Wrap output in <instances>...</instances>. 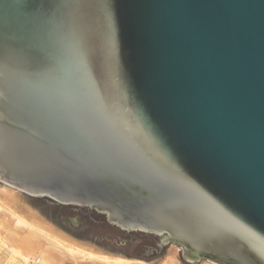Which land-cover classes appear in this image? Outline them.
<instances>
[{
	"label": "water",
	"instance_id": "1",
	"mask_svg": "<svg viewBox=\"0 0 264 264\" xmlns=\"http://www.w3.org/2000/svg\"><path fill=\"white\" fill-rule=\"evenodd\" d=\"M0 179L264 264V0H0Z\"/></svg>",
	"mask_w": 264,
	"mask_h": 264
},
{
	"label": "bare ground",
	"instance_id": "2",
	"mask_svg": "<svg viewBox=\"0 0 264 264\" xmlns=\"http://www.w3.org/2000/svg\"><path fill=\"white\" fill-rule=\"evenodd\" d=\"M0 244L12 252L14 260L22 263L156 264L104 252L75 239L46 219L22 193L2 185H0ZM176 253V248H171L159 264H182Z\"/></svg>",
	"mask_w": 264,
	"mask_h": 264
},
{
	"label": "rangeland",
	"instance_id": "3",
	"mask_svg": "<svg viewBox=\"0 0 264 264\" xmlns=\"http://www.w3.org/2000/svg\"><path fill=\"white\" fill-rule=\"evenodd\" d=\"M0 185L22 193L27 201L59 229L75 239L94 246L98 250L119 256L138 258L156 264L161 263L171 248L182 264H216L211 259L198 262L184 258L182 247L175 242L159 244L160 235L142 229H126L111 222L106 213L75 203H62L46 195H33L0 179ZM0 264H34L14 260L12 252L0 244ZM220 264V263H218Z\"/></svg>",
	"mask_w": 264,
	"mask_h": 264
},
{
	"label": "flooded vegetation",
	"instance_id": "4",
	"mask_svg": "<svg viewBox=\"0 0 264 264\" xmlns=\"http://www.w3.org/2000/svg\"><path fill=\"white\" fill-rule=\"evenodd\" d=\"M85 207H87V206H85ZM90 208V207H89Z\"/></svg>",
	"mask_w": 264,
	"mask_h": 264
}]
</instances>
